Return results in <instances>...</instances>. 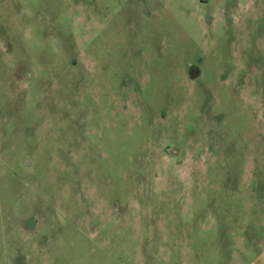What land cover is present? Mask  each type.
I'll list each match as a JSON object with an SVG mask.
<instances>
[{
  "label": "rangeland",
  "instance_id": "obj_1",
  "mask_svg": "<svg viewBox=\"0 0 264 264\" xmlns=\"http://www.w3.org/2000/svg\"><path fill=\"white\" fill-rule=\"evenodd\" d=\"M0 264H264V0H0Z\"/></svg>",
  "mask_w": 264,
  "mask_h": 264
}]
</instances>
